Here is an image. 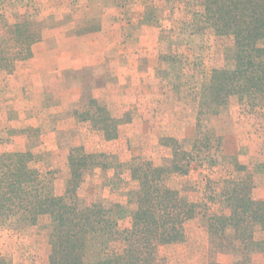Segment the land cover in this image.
Masks as SVG:
<instances>
[{
	"label": "rangeland",
	"instance_id": "1",
	"mask_svg": "<svg viewBox=\"0 0 264 264\" xmlns=\"http://www.w3.org/2000/svg\"><path fill=\"white\" fill-rule=\"evenodd\" d=\"M200 1L0 0V36L8 54L17 51L11 35L14 27L25 21L36 23L33 31L39 41L32 47V57L17 66L34 58V47L53 42L49 39L62 35L70 27L77 28L80 37L99 32L104 26L108 28L113 22L124 23L129 36L125 31L121 36L114 34L110 44L128 42L135 49L133 55L129 54V63L134 66V76L129 75V107L118 102L117 108H108L104 100H97L94 95V89L115 81L112 69L117 61L123 62V53L117 48L112 46L101 53L100 62L103 59L106 62L99 66L86 65L68 75L81 81V107L84 103V108L90 110L91 101L95 100L114 116L127 121L120 126L116 140L106 141L102 133L90 129L87 134L93 144L78 145L77 136L83 134L80 124H84L79 121L78 113L74 117L78 130L68 128L57 137H49L58 118L41 116L37 117L40 128L28 124L20 130L26 141L19 147H11L5 140L17 131L7 132L8 127L0 123L3 133L0 152L24 155L32 169L47 177L45 192L53 196L65 193L72 148L83 146L87 153H107L109 156L99 166L84 175L78 193L88 204L99 203L109 210L120 205L129 211L138 189L131 169L144 159L161 165L171 157L172 149L162 145L163 138H176L192 151L195 142L210 135L209 150L206 145L198 147L200 153H195L197 159L190 173L171 176L168 186L180 190L190 201L210 205L207 197L212 188H221L230 177L245 175L235 169L234 164H240L253 174L256 197L264 200V95L255 100L233 96L226 108L218 114L215 112L217 107L212 105L208 82L214 69L234 68L233 39L217 36L211 28L198 30L202 25L197 23L195 15L202 11ZM76 4L80 6L74 11ZM86 4H89L87 12ZM103 7L121 12L124 18L120 16L121 21L101 18V12L103 16L106 14L101 11ZM44 55L45 50L37 46V59ZM94 61L99 62L97 58ZM9 74L3 71L0 77ZM95 75L99 77L95 79ZM44 139L49 145H42ZM76 140L78 144L73 146ZM49 221V217H42L37 226H18L15 220L0 224V264H47L51 253ZM119 225L121 229L129 228L130 218L121 220ZM255 236L258 241L263 238L260 230ZM225 246L221 238H211L201 219L195 218L186 224L184 242L158 248L159 264H264L262 253L253 254L250 261L244 262Z\"/></svg>",
	"mask_w": 264,
	"mask_h": 264
},
{
	"label": "trees",
	"instance_id": "2",
	"mask_svg": "<svg viewBox=\"0 0 264 264\" xmlns=\"http://www.w3.org/2000/svg\"><path fill=\"white\" fill-rule=\"evenodd\" d=\"M200 4L202 11L195 15L202 25L198 30L211 28L217 36L233 39L234 68L214 69L208 82L218 114L233 96L255 100L264 95V0H201ZM35 25L25 21L14 27V54L7 53L0 36V73H13L17 63L32 57V47L39 41ZM78 119L106 141L116 140L120 126L127 122L95 100L90 110L78 113ZM211 140L208 135L188 151L176 138H163L162 145L172 149L171 157L161 165L144 159L131 169L138 189L129 211L120 205L109 210L99 203L88 204L78 193L84 175L107 153L72 148L65 193L53 196L45 192L47 177L32 169L24 155L0 152V224L15 220L18 226H37L42 217H49L47 264H159L158 248L184 242L186 224L199 218L211 238H221L228 252L248 262L253 254H264V200L257 199L253 174L246 166L234 164L245 175L212 188L207 197L210 205L190 201L168 186L171 176L190 173L198 147L206 145L209 150ZM127 217L130 226L121 229L119 222ZM257 230L263 234L261 241L256 240Z\"/></svg>",
	"mask_w": 264,
	"mask_h": 264
},
{
	"label": "crops",
	"instance_id": "3",
	"mask_svg": "<svg viewBox=\"0 0 264 264\" xmlns=\"http://www.w3.org/2000/svg\"><path fill=\"white\" fill-rule=\"evenodd\" d=\"M88 5H85V12L88 11V8H86ZM79 6L76 4L74 11ZM101 11H105L106 14L103 16L101 12L100 17L110 21L116 19L121 21L120 16L124 18L121 12L111 8L103 7ZM72 16L74 18V15ZM128 29L124 23L119 25L113 22L108 28L104 26L99 32L83 34L80 37L76 31L77 28L64 29L62 35L49 39L53 42L37 45L38 48L45 50L43 58L37 59L36 46L33 49V59L18 65L13 73L0 77V123H2L1 126L5 124V127H8L7 132L17 131L15 136H9V139H5L11 143L9 146L19 147L24 145L26 139L22 134H19L20 130L28 124L40 128V124H37V117L41 116L58 118L49 137H57L59 133L68 130V128L78 130V123L74 119L75 113H82L88 108H84V103L81 107V81L68 77V75L70 71L80 70L86 65L96 67V65L99 66L106 62L105 59L100 62L101 57L99 56L101 53L109 51L112 46L123 53V62L118 63L117 61L116 68L112 69L115 81L104 88L94 89L95 99L104 100L108 108L111 109L117 108L118 102L129 107V75L134 76V66L129 63V57L131 56L129 54L135 52V49L129 47L128 42L125 44L120 42L117 46L110 44L115 36H121L125 32L126 36H129ZM113 35L114 37H111ZM87 51L91 54L87 55ZM137 51L142 52L138 49ZM95 58L99 62H95ZM98 77L95 75V79ZM72 123H75V126L74 124L72 126ZM79 129L83 134H78L77 139L80 137L79 144L76 140L73 146L78 144L87 147L93 144L87 134L91 132L89 125L86 123L80 124ZM98 136L101 139L100 135ZM22 141L24 142L22 143ZM42 142H44L42 145H49L45 139ZM93 142H95V139Z\"/></svg>",
	"mask_w": 264,
	"mask_h": 264
}]
</instances>
